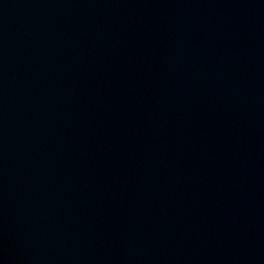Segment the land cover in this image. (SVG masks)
I'll return each instance as SVG.
<instances>
[{"label":"water","instance_id":"water-1","mask_svg":"<svg viewBox=\"0 0 264 264\" xmlns=\"http://www.w3.org/2000/svg\"><path fill=\"white\" fill-rule=\"evenodd\" d=\"M0 264H264V0H0Z\"/></svg>","mask_w":264,"mask_h":264}]
</instances>
